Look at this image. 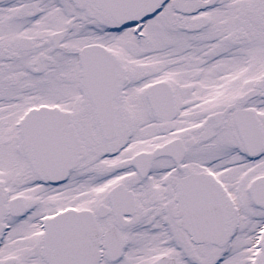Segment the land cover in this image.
Returning a JSON list of instances; mask_svg holds the SVG:
<instances>
[{
    "label": "snow or ice",
    "instance_id": "1",
    "mask_svg": "<svg viewBox=\"0 0 264 264\" xmlns=\"http://www.w3.org/2000/svg\"><path fill=\"white\" fill-rule=\"evenodd\" d=\"M0 264H264V0H0Z\"/></svg>",
    "mask_w": 264,
    "mask_h": 264
}]
</instances>
